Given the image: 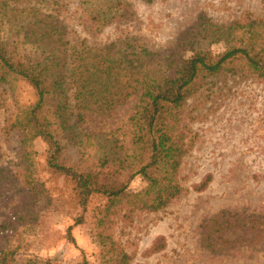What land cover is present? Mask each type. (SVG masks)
<instances>
[{"label": "trees", "instance_id": "trees-1", "mask_svg": "<svg viewBox=\"0 0 264 264\" xmlns=\"http://www.w3.org/2000/svg\"><path fill=\"white\" fill-rule=\"evenodd\" d=\"M141 1L153 5L156 0ZM41 2L44 8L29 0H0V109L8 111L6 135H16L19 141L24 193L15 211L0 223V264H60L29 253L28 237L44 217L68 205L52 197L39 176L38 140L47 146L51 170L74 182L76 205L95 219L97 264H130L132 258L113 234L116 217L129 221L137 213L163 211L187 192L182 165L196 139L187 106L200 98L212 78L264 83V18L248 14L215 24L202 13L166 55L135 36L100 47L69 39L62 18L64 0ZM79 2L87 5L82 19L90 33L134 15L126 0ZM218 45L223 51L213 50ZM21 83L34 91L30 104L19 99ZM133 100L126 123L128 147L114 132L86 128L90 115L112 117ZM72 148L79 154L76 160ZM93 148L100 152L94 160L89 151ZM138 176L145 186L131 191ZM15 178L0 168V204L10 197L6 185ZM211 180L207 176L195 190H206ZM85 220L84 215L78 217L76 225ZM263 242L264 213L222 210L200 227L201 247L213 255ZM76 264L93 263L84 258Z\"/></svg>", "mask_w": 264, "mask_h": 264}, {"label": "rangeland", "instance_id": "rangeland-1", "mask_svg": "<svg viewBox=\"0 0 264 264\" xmlns=\"http://www.w3.org/2000/svg\"><path fill=\"white\" fill-rule=\"evenodd\" d=\"M29 1L45 7L41 0ZM126 1L133 16L107 26L102 32L90 33L82 19L87 5L79 0H64L62 18L68 27V38H81L90 46L100 47L119 37L135 36L152 51L167 55L181 33L202 13L215 24H226L248 14L264 18V0H156L153 5L141 0ZM213 50L221 52L223 47L213 46ZM19 99L26 105L35 100L27 83L20 84ZM134 104L133 100L119 107L112 117L90 115L86 128L114 132L128 147L126 123ZM187 110L188 117H194L188 123L196 134L194 147L182 165L181 176L187 192L163 211L137 213L129 221L119 215L114 237L132 258L130 264H264V242L256 248L239 247L225 255H213L200 243L201 225L222 210L264 213V83L230 76L212 78L200 98L189 102ZM7 118L8 111L1 108L0 168L17 178L6 185L10 197L0 204V223L24 197L20 192L19 141L16 135H6ZM36 149L42 182L52 197L63 198L68 205L44 217L28 237L29 253L60 264H76L84 258L97 264L100 247L95 219L89 213L84 214L74 202V182L55 174L48 166L46 144L38 140ZM89 151L92 160L100 153L95 148ZM70 154L73 160L79 156L74 148ZM207 176L212 177L208 188L196 191ZM144 186L138 176L129 188L139 191ZM94 207L95 202L91 209ZM83 215L85 222L76 225V219Z\"/></svg>", "mask_w": 264, "mask_h": 264}]
</instances>
